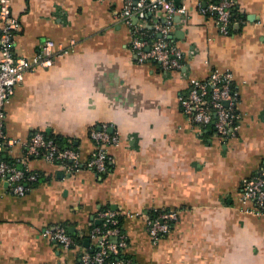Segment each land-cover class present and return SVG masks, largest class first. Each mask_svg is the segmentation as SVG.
Listing matches in <instances>:
<instances>
[{
    "label": "crops",
    "instance_id": "crops-1",
    "mask_svg": "<svg viewBox=\"0 0 264 264\" xmlns=\"http://www.w3.org/2000/svg\"><path fill=\"white\" fill-rule=\"evenodd\" d=\"M206 1L186 0L187 14L175 16L169 41L183 66L165 72L138 61L124 0H11L18 56L33 57L46 39L70 53L25 74L6 106L8 135L57 137L82 161L95 149L93 128L110 125L120 142L101 175L31 158L28 170L41 175L31 191L17 196L0 184V264H81V248L66 250L43 230L65 224L88 239L102 207L120 213L122 255L134 264H264V215L241 201L243 181L264 163V0H237L229 35L200 13ZM215 70L230 72L239 92L240 127L226 141L204 137L180 106L191 79ZM23 156L22 145L6 154L18 168ZM154 209L179 212L156 244L147 228Z\"/></svg>",
    "mask_w": 264,
    "mask_h": 264
},
{
    "label": "built area",
    "instance_id": "built-area-1",
    "mask_svg": "<svg viewBox=\"0 0 264 264\" xmlns=\"http://www.w3.org/2000/svg\"><path fill=\"white\" fill-rule=\"evenodd\" d=\"M236 5L237 0H208L200 2L198 10L214 18L221 34L229 35ZM156 12L163 14V20L151 23L150 16ZM187 12L186 0H180L179 6L176 0H124L121 17L131 27L133 37L130 46L139 62L152 61L165 72L182 68V54L170 43L169 36L176 25L175 16H185ZM19 27V21L12 15L11 0H0V184H5L8 192L17 196L31 191L40 178V173L27 168L31 158H42L68 172L84 167L100 175L107 172L111 160L109 148L120 142L119 136L110 131L108 124L90 131L95 149L85 161H82L76 148L61 147L42 132H35L25 140L10 137L6 132V106L25 74L40 67H50L57 57L70 53L69 46L46 39L33 57L18 56L14 51V40ZM73 43L70 42V46ZM238 102L239 92L233 85L232 74L220 70L212 71L205 80L191 79L187 92L180 96L181 110L187 121L198 126L202 133L213 129L214 135L221 141L232 138L239 130ZM16 145L24 148L22 160L25 168H18L6 157ZM241 201L252 204L246 209L247 213L264 215V163L255 175L243 181ZM119 217L118 211L98 210L94 224L103 221L104 227L92 225L88 236L92 250L78 243L62 225L45 228L43 236L66 250L81 248V264H131L126 258L109 262L110 256H118L128 247L125 232L118 227L104 229L108 224L118 225ZM178 217L176 210H159L154 219L147 214L148 232L155 244L171 231L172 222Z\"/></svg>",
    "mask_w": 264,
    "mask_h": 264
},
{
    "label": "trees",
    "instance_id": "trees-1",
    "mask_svg": "<svg viewBox=\"0 0 264 264\" xmlns=\"http://www.w3.org/2000/svg\"><path fill=\"white\" fill-rule=\"evenodd\" d=\"M208 1V0H207ZM206 1V2H207ZM233 19H234V15H233ZM204 132V137H209V136H211V135H213L214 133H215V131L213 130V129H207V130H204L203 131ZM46 135V134H45ZM47 137H50V138H53L54 140H55V142H57L58 143V145L59 146H61V147H68V146H65V145H63L62 144V141H60L57 137H54V136H51V135H46ZM70 147V146H69ZM71 147H73V146H71ZM40 179H41V175H40V178H39V181L38 182H40ZM35 185H36V183H34L33 184V187H35ZM107 209H110V208H105V207H102L101 208V210H107ZM158 214H159V210H156V209H154V210H151V211H149V213H148V216L150 217V218H152V219H154L156 216H158ZM122 222H123V219H122V217L120 216L119 217V224L118 225H112V224H108L104 229H108V228H112V227H118L122 232H123V230H122ZM95 223V222H94ZM66 228H67V226L65 225V224H63ZM173 225H174V222H172V226L171 227H173ZM94 226H100L101 228L102 227H104V222L103 221H100V222H98V223H96V224H94ZM68 229V228H67ZM70 233V232H69ZM71 235H72V237H74L75 238V240L78 242V243H80L81 245H83V246H85V240H86V236H80L79 234H77V233H74V234H72V233H70ZM166 236V235H165ZM86 248H88V249H90V250H92L93 248L92 247H90V245L87 247V246H85ZM116 258H120V259H124V258H126V259H128V257H126V256H123L122 254H120V255H118V256H115V255H113V256H110V258H109V262H114V261H116ZM131 264H134V262L133 261H131Z\"/></svg>",
    "mask_w": 264,
    "mask_h": 264
},
{
    "label": "water",
    "instance_id": "water-1",
    "mask_svg": "<svg viewBox=\"0 0 264 264\" xmlns=\"http://www.w3.org/2000/svg\"><path fill=\"white\" fill-rule=\"evenodd\" d=\"M176 4H177V6H179L180 5V0H176ZM72 231H73V229L71 228L70 232L72 233ZM90 243H91L90 239H86L84 244H85V246L88 247L90 245Z\"/></svg>",
    "mask_w": 264,
    "mask_h": 264
}]
</instances>
